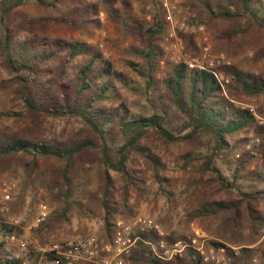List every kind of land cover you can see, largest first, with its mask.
I'll use <instances>...</instances> for the list:
<instances>
[{
	"label": "trees",
	"instance_id": "1",
	"mask_svg": "<svg viewBox=\"0 0 264 264\" xmlns=\"http://www.w3.org/2000/svg\"><path fill=\"white\" fill-rule=\"evenodd\" d=\"M100 3L101 0H0V67L11 74L9 79L0 81V96L8 95L7 105L0 110V163L27 156L31 159L30 177L38 171L39 161L57 163L62 181L55 200L67 206L61 221H68V211L78 206L72 198L77 191L74 179L92 165L100 164L106 184L96 202L103 210L104 234L109 241L117 223L110 173L120 174L127 185L126 194L129 188L138 190L143 180L129 164L136 156L143 160L159 191L165 194L174 183L165 177L167 163L153 149V140L168 149L180 141L191 143L205 138L211 154L183 158L186 184L195 200L187 221L191 225L213 222L209 232L218 241L209 243L216 247H241L240 257L231 264H251L255 255L264 254V244L259 243L264 236V208H260L264 195L242 192L212 163L214 158L222 159L228 151L232 152L233 143L249 145L248 158L236 167L238 171L247 169L259 156L264 158V126L258 124L252 110L234 106L211 71L168 63L165 76L157 78L163 55L160 42L166 33L161 5L155 2L156 9L143 12L144 22H138L132 20L128 3H121L116 11L112 8L114 0H106L103 10ZM30 7L42 13L29 16L24 11ZM188 9L194 16L190 24H202L216 32L219 47L225 46L227 51L244 48L252 52L253 64L264 66V0H194ZM102 12H114L117 23L125 24V35L136 42L134 53L142 64L129 62L128 67L145 81L143 93L152 107L148 115H133L120 106L112 86L110 62L98 48L70 35L78 32L90 39L95 31L104 28ZM231 54L229 59L233 62L236 55ZM98 63L101 67L94 70ZM216 71L230 78L234 92L264 101V77L260 74L239 69L234 62ZM258 114L264 115V109L258 108ZM41 117L79 119L88 128L89 136L60 142L17 128L28 119L36 121ZM173 118L183 120V128L188 130L185 136L174 135ZM207 176L221 192L236 189L234 198L206 196ZM24 227L23 223L20 228L9 226L0 217V264L22 263L15 254L18 242L25 237ZM157 239L154 234H147L138 240L137 245L145 252L141 259L144 264H203L191 248L170 259L157 257L146 244L156 243ZM54 242L57 241L38 244ZM141 260L128 258L130 262Z\"/></svg>",
	"mask_w": 264,
	"mask_h": 264
},
{
	"label": "rangeland",
	"instance_id": "2",
	"mask_svg": "<svg viewBox=\"0 0 264 264\" xmlns=\"http://www.w3.org/2000/svg\"><path fill=\"white\" fill-rule=\"evenodd\" d=\"M114 1L115 3L112 5L113 11L119 10L123 2L129 4L130 16L133 21L144 22L141 16L142 13L156 9L155 2L157 5H161L159 8L163 11V0ZM170 1L175 2L179 12L177 16H174L173 20L184 23L187 27L186 32L179 31L178 33L180 38V34H183L185 37L187 36L186 40L181 38L182 48L180 55L191 54L193 57L201 58L204 48H207L216 69L229 66L234 62L239 69L253 71L264 77V66L253 64L252 52L245 51L244 48L227 51L225 46L219 47L220 42H218L217 33L212 29H207L202 24H190L194 16H190L188 8L194 0ZM105 4L106 0H101L100 8L102 10ZM24 12L29 16L42 13L35 7H30ZM149 17H146V20ZM100 19L104 28L95 31L90 39H85L78 32H73L70 35L79 37L92 47L98 48L103 53L104 58L110 62L112 66V86L118 96L120 106H125L130 114L137 116L152 113V107L146 101L143 93L145 87L144 79L133 73L128 67L129 62L142 64L141 60L134 53L135 48H137L136 42L132 37L125 35V24L121 22L119 25L117 23L114 12L111 15L102 12L100 13ZM163 21L166 25V33L160 42L163 55L159 62L160 70L157 78L165 76V66L168 63L178 64L175 62L174 54L170 49L171 42L168 40L170 25L164 13ZM199 28H202V31H199ZM232 52L236 55L233 62L229 59L232 56ZM99 67H101V64L98 63L94 70ZM219 74L222 78V87L225 95L232 99L236 108L252 110L260 125V119H264V115L258 114V108L264 109V101L251 99L243 96L240 92H234V85L231 83L230 78L225 73L220 72ZM10 77L11 74L3 67H0V81L9 79ZM134 88L136 89L135 92L132 91ZM7 97L8 95L6 94L0 96V110L4 105H7ZM10 125L14 127L15 124ZM171 127L174 135L179 138L188 133V130L183 128V120L173 118ZM17 128L29 129L36 135L47 137V139H56L60 142L66 139L89 136L88 128L79 119L72 118L51 119L41 117L36 121L28 119L24 123L19 124ZM153 142V149L167 163L165 177L172 180L174 186L173 188L169 187L165 194L161 193L157 183L151 178L143 160L136 159V156H133L129 162L130 167L137 172L136 176L143 180L138 190L135 191L129 188L128 194H126L124 190L127 185L122 180L120 174L115 171L110 173L114 185L111 194L114 196L113 200L116 202L117 207V214L115 215L116 225L129 224L138 217H148L164 232L163 240L167 248L175 240H182L187 236H195L196 232L207 238L208 241H218L209 232L214 226L213 222H199L198 224L191 225L187 221V213L191 210L195 200L186 184L187 173L185 172L183 158H201L211 154L207 139L197 138L191 143L189 141H180L168 149L160 146L156 140H153ZM232 148V152L228 151L226 156H222V159L214 158L212 166L219 169L222 176L230 182L235 183L242 192L260 193L263 196L264 158L259 156V160L251 161L247 169L242 168L238 171L236 167L241 161L248 158L249 145L236 146L233 143ZM30 162L31 159L29 157L19 155L0 163V217L3 220L9 217L20 219L21 224L23 223L25 226L24 239L29 242V245L38 244L40 241H70L89 235L106 240L102 221L103 210L96 202L97 196L106 184L103 167L100 164L92 165L85 174L74 179L77 191L72 198L76 199L78 206L69 207L70 210L67 215L69 220L61 221L67 206L55 200L62 181L59 165L52 160L39 161L38 171L34 177H30ZM8 184L12 185L13 188L10 193V200L4 205L2 189ZM204 188L206 196L214 199L234 198L233 193H237L234 188L230 189V192L227 193L221 192L217 184H211L208 176L206 177ZM41 205H45L49 213L44 221L36 225L39 213L38 208ZM2 206H5V209ZM260 208H264L263 201L260 203ZM259 243L264 244V236L261 237ZM144 253V249L136 243L131 253L125 259L126 264H144L141 260L144 258ZM130 256L141 261L130 262L128 261Z\"/></svg>",
	"mask_w": 264,
	"mask_h": 264
},
{
	"label": "built area",
	"instance_id": "3",
	"mask_svg": "<svg viewBox=\"0 0 264 264\" xmlns=\"http://www.w3.org/2000/svg\"><path fill=\"white\" fill-rule=\"evenodd\" d=\"M163 13L168 18L170 28L168 40L171 42L170 49L174 54L176 63H183L189 70L211 71L214 77L221 83V76L216 71L214 61L207 48H204L202 57H193L191 54L180 55L182 41L179 31L186 32L184 23L173 20L179 13L175 2L163 0ZM202 31V28H199ZM245 109V108H241ZM260 125L264 126V119H260ZM13 186L8 184L2 189V200L4 205L10 200V193ZM5 209V206H2ZM37 224L44 221L49 213L45 205L38 208ZM4 223L12 227H21L18 218L9 217ZM154 234L159 243L146 242L152 252L159 258L170 259L174 254H182L186 249H193L203 264H231L234 259L240 257L241 247L224 245L213 246L207 238L195 233V236H187L182 240H175L167 248L164 232L159 226L148 217H138L129 224H117L111 240L98 239L93 235L85 238H77L70 241L54 242L43 246L39 244L29 245V242L22 239L17 244L16 259H21V264H126L125 259L131 253L133 246L142 235ZM13 237L10 238V241ZM208 242V243H207ZM207 243V244H206ZM251 264H264V254L255 255Z\"/></svg>",
	"mask_w": 264,
	"mask_h": 264
}]
</instances>
